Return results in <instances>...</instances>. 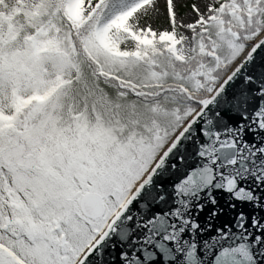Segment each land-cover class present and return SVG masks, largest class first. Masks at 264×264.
Listing matches in <instances>:
<instances>
[{"label": "snow or ice", "instance_id": "snow-or-ice-1", "mask_svg": "<svg viewBox=\"0 0 264 264\" xmlns=\"http://www.w3.org/2000/svg\"><path fill=\"white\" fill-rule=\"evenodd\" d=\"M0 264H264V0H0Z\"/></svg>", "mask_w": 264, "mask_h": 264}]
</instances>
